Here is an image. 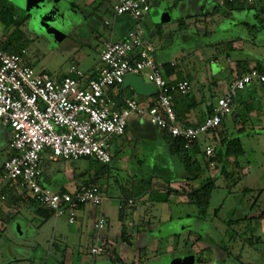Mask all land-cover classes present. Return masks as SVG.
I'll list each match as a JSON object with an SVG mask.
<instances>
[{
	"label": "rangeland",
	"instance_id": "rangeland-1",
	"mask_svg": "<svg viewBox=\"0 0 264 264\" xmlns=\"http://www.w3.org/2000/svg\"><path fill=\"white\" fill-rule=\"evenodd\" d=\"M86 1L0 0V13L7 15L6 11H8L12 12L16 19L24 18L19 28L24 35L26 59L38 70H43L52 76L67 74L72 65L78 66L85 74L92 73L100 64V50L104 41L117 40L125 29L131 27L143 30L145 39H152V44L157 49V61L161 63L182 61V52L191 53L190 50L195 51L194 48L191 49L195 47L193 45L203 42H208L207 47L210 48V52L202 54L204 62L201 63L208 65L212 55L225 61L229 55L233 64L238 61L239 51L230 47L227 53L219 55L210 45L221 39H228L227 42L232 43L231 40L236 37H244V30L232 27L234 22L230 20L227 21L228 31H222L221 26L211 37L191 35V32L185 29L180 32L175 31L179 33L176 36H170L172 33L175 34L172 30L179 17L177 10H171L172 22L166 24L162 22V11L152 7L154 24H161L155 27V25L147 26L144 21L137 22V19L129 14L115 19L113 0H96L90 9L84 6ZM198 4H202V1ZM243 4L250 3L243 2ZM223 9L220 7L217 16L222 15ZM196 13L197 10L193 9L192 14ZM253 14L257 15L252 11L247 19L243 18L244 15L236 14L230 15L229 18L236 17L240 21L249 20L254 23ZM261 17L264 18V14ZM7 20H3L0 15V28L2 31L12 33L15 28L9 25ZM166 20L168 21V18ZM154 32L161 33L156 35ZM261 40H264V37ZM248 46L247 43L246 49L251 50ZM181 47L187 52L179 50ZM244 53L259 59L253 54L254 51L250 53L246 50ZM204 71L205 69L201 68V74L206 76ZM224 72L228 75L230 66L227 65ZM222 77L224 74L219 76ZM197 81L193 82L194 86ZM203 86L207 97L210 98L209 83L205 82ZM125 91L122 89V92ZM245 92L243 94L239 92L235 100L236 112H240L239 116L234 117L230 114L224 119L227 134L230 137L240 138L244 153L237 158L233 157L240 164L238 168L228 166V171L232 173L230 179L223 175L215 178V187L204 217L198 218L197 208L192 209L194 210L190 212L192 216L188 217L186 213L189 210L185 212L181 206H178L179 204H173L171 208L174 219L168 221L169 212L164 210L162 203L149 201L148 205H145L138 202L137 193L148 185H151L150 189L168 187V185L172 188L176 187L178 180L184 174V167L179 158L169 152L162 138L143 137L135 133L133 127L129 125L127 135L116 136L110 143L112 162L109 164L99 163L90 157L77 161L42 160L43 176L50 183L45 184H52L54 187L52 189L56 190L62 185L67 190H72V186L67 184L63 177H59L55 182L51 181L52 176L48 174L53 175V172L55 175L57 172L70 170L75 174L76 183L90 181L96 175L99 176L94 182L101 187L106 199L97 207L99 211L97 217L101 216L107 223L111 222L110 226L107 224L110 228L109 233L112 234L109 240L117 239L113 230L114 227L116 229L121 214L119 206L132 197L137 200L135 201L139 206L138 211L143 208L149 213L158 215L157 222L160 225L151 235L159 237V244H154L148 254L137 262L132 258L131 249L122 262L118 258H112L107 252L93 255L88 241L90 235L88 232L92 229L90 223L86 231L79 233L74 231L75 223L71 224L66 216L56 218L52 214L46 218L38 211V205L30 204L28 200H16L17 196L10 194L11 196L9 195L5 200L0 196V264H171L173 258L188 252L195 255V264H264V258L261 262L259 260L264 254V123H262L263 128H255L253 126L256 121L245 115L248 104L264 111V99L260 100L256 92L248 95H245ZM135 97L139 106L146 109L154 103L152 100L155 94L148 97V102L140 99V95ZM4 132L3 141L0 140V182H2L4 163L9 157L6 146L8 136L12 135L11 129L4 126L0 119V137ZM130 135L137 137L134 141H129ZM206 145L202 142L203 150ZM217 153L219 155V152ZM202 154L199 156V161L204 165L203 169L206 173L204 176L216 175V169L219 168L216 164L218 161L214 166H210V169ZM242 168L249 172L242 173ZM88 208L93 207L89 205ZM101 210L103 213H100ZM215 210L217 214H214ZM178 214H182V219H177ZM129 217L131 220L134 216ZM99 237L102 242L106 240L101 235ZM156 246L158 249H155ZM108 250L111 251L110 247ZM119 252L118 249L117 256Z\"/></svg>",
	"mask_w": 264,
	"mask_h": 264
},
{
	"label": "built area",
	"instance_id": "built-area-1",
	"mask_svg": "<svg viewBox=\"0 0 264 264\" xmlns=\"http://www.w3.org/2000/svg\"><path fill=\"white\" fill-rule=\"evenodd\" d=\"M258 3L264 0H216ZM116 15L129 14L139 19L150 10L149 0H114ZM5 37L0 28V119L12 130V154L3 166L1 180L14 185L17 194L29 197L57 217L66 216L70 223L77 219L85 205L99 206L104 195L95 182L85 181L74 190H53L42 183L43 153L53 161H77L90 157L99 163L112 162L111 140L126 132L129 120L135 116L147 121L174 138H183L186 146L200 136L215 132L223 120L233 113L238 93L248 85L264 84V74L256 69L235 77L217 97L214 111L197 126L179 122L175 95L186 96L191 91L189 80H172L152 56L153 47L143 40V32L130 30L123 41H105L100 53V66L94 76L87 77L76 65L59 78L38 70L25 54L10 53L4 48ZM129 75L145 77L155 84L153 104L146 109L135 97L122 104L109 95V90L124 83ZM217 150L208 145L206 155L213 158ZM215 162L211 161L210 166ZM4 198V197H2ZM135 204L128 199L126 205ZM106 226L104 219L96 229ZM106 250L96 239L91 246L93 255ZM38 264V263H37Z\"/></svg>",
	"mask_w": 264,
	"mask_h": 264
},
{
	"label": "crops",
	"instance_id": "crops-1",
	"mask_svg": "<svg viewBox=\"0 0 264 264\" xmlns=\"http://www.w3.org/2000/svg\"><path fill=\"white\" fill-rule=\"evenodd\" d=\"M201 1H202V4L199 5L198 2H201ZM149 2H150L149 12L145 14L144 16H142L141 18L137 19V22L142 23V21H144L147 24V26L155 25V27H158L159 25H161L159 23L154 24V21L152 18V7H154L162 11L163 13V15L161 16V18H163L162 22L166 24L172 22L171 10L173 9V10L179 11V17L177 18L176 24L174 25V28L172 30L174 32L177 30L180 32L182 31V29H185L186 31H190L191 35L196 34V35H200L205 38L211 37L215 34V32H217V30H219L221 26H222V31L224 32L228 31L229 26L227 25V21L229 20L234 22L232 24V27L237 28L239 30H244L245 32L244 37L243 36L236 37L235 39L231 40L232 43H228L227 42L228 39L227 40L221 39L215 43H211V44L209 43L210 45L213 46L214 50L219 55L227 53L230 47L232 49H235L236 51H239L240 55L238 57L237 63L233 64L229 55H227L226 61L224 59L223 60L220 59L219 57L215 55H212V57L209 60L208 65H206L205 63H201V62H204V58L202 54L203 53L206 54L210 52L209 50L210 48L207 47L209 46L208 42H203L202 44L196 43V45H193L196 48L191 47V49L194 48L195 50V51L190 50L191 53L187 52L186 50H184V48L181 47L179 50H183L187 52V54H185V52H182L183 53L182 61L173 60L170 62L161 63L157 61V49L152 44V41H151L152 39L151 38L149 40L145 39L144 31L140 30L143 32V40L153 47L154 50L152 52V56L154 60L162 67L164 75H166L167 78L172 79V80L187 79L191 83L192 87H191V91L188 94V96L186 95V97H183L177 94L174 98V108L176 110V113L178 114V120L180 123L184 125H188V126H197L203 123L205 119L209 116L210 110L214 109V107L216 106L215 101L217 100V97L220 95L221 92H223L228 87L229 83L235 77L240 76V71L242 69H246V71L250 72L253 69L258 70V68L261 67L264 70V40H261V38L264 37L263 36L264 35V18L261 17L262 14H264V2L243 4V6L236 5V4L235 5L234 4L233 5L221 4L216 0H149ZM95 3H96V0H87L84 6L90 9V6L94 5ZM220 7H222V9L224 8L223 9L224 12L221 13L222 15L217 16L219 14L218 12L220 11ZM193 9L197 10L196 14H192ZM252 11L257 13V15L253 14L254 23L249 22V20L240 21L236 17L232 19L229 18L230 15L236 14L237 16L244 15L243 18L247 19L249 17V14ZM246 14L248 15L246 16ZM124 16L125 14L124 15L115 14V19H117L118 17L123 18ZM166 18H168V21L166 20ZM130 30H136V29H133L132 27L127 30L125 29L123 33H121V35L118 37L117 40L111 39V40H105V41H113V42L123 41L127 37ZM160 33L161 32H156L155 34L159 35ZM178 34L175 32V34L172 33L170 34V36L171 35L176 36ZM247 43L249 44L248 48L251 50L246 49L245 46ZM102 48H103V45H102ZM102 48L100 50V53L102 51ZM246 50L247 52H250V53H253L254 51L253 54H255V56H257L259 59H256V58L254 59V57L249 56V54H245L244 52ZM165 64H169L170 67L168 69L164 68ZM203 64L204 66H202ZM227 65L230 66V73L228 75H226L224 72V70L227 68ZM98 67L94 71H92V73L86 74V76L90 77L91 75L95 74ZM201 68L205 69L204 73H206V76L203 73L201 74ZM167 70L171 71L170 75L167 74ZM223 74H224V77L219 78V76ZM63 76L64 75L56 76V77L61 78ZM196 80L198 81H197L196 86H194L193 82ZM146 81L148 82L147 79ZM205 82L209 83V90H210V96H211L210 98L207 97L208 96L207 92L205 91L204 86H203ZM122 89H125L126 91L122 92ZM244 91H246L245 95H248L252 92H256L258 96L260 97L259 98L260 100L264 99V84L254 82L248 85L244 90L240 91L241 94H243ZM108 92H109V95L112 96L113 98L120 97V99L122 100H125L130 97H135V95H138L134 91L132 86H127L126 88H124L123 84L121 85V88L120 86H117L115 88L110 89ZM150 96L140 95L141 97L140 99H142L145 102H148L149 101L148 97ZM260 105L261 107H263L262 104ZM250 107H251V104H248L246 106L245 115H247L249 119H254L256 121V124H254L253 127L263 128L262 123H264V111L260 108L255 109L253 107L251 108ZM236 109L237 108L234 102L233 113H232L234 117H238L240 114V112H236ZM129 125L133 127V130L135 133L141 134L143 137L155 138V139L162 138V132L160 130H158L156 127L152 126L151 124H149L147 121L139 119L135 116H133L129 120L128 126L126 128V132L124 135H127L128 130H129ZM237 128L238 127H236V129ZM226 131L227 129L224 126V120H223L219 129L215 132L210 133L211 135H213L212 138L209 134L200 136V138L197 140V149H196L197 151L195 153V158L199 160V156L201 155V153H203L202 155L204 159L206 161L210 160L211 158H209L206 155V148L208 145H214L217 152H220L221 151L220 140H222L223 138L230 137ZM1 136L2 137H0V140L2 139L3 141L5 132ZM209 136H210V139H209ZM8 137L9 139L7 141L6 146L8 148V155L10 156L12 154V150L10 148V141H11L12 135L9 134ZM136 137H137L136 135H130L128 136V140L134 141ZM114 138L111 140L110 143H112ZM202 142L207 144L204 150L202 149ZM42 160L43 161L47 160L49 162L50 161L51 162L62 161V160H58V161L50 160L46 152L43 153L41 161ZM217 161L218 160L214 162H217ZM216 164H218V167L221 166L220 161H218ZM229 165L234 166V168H238L240 164L235 158L230 157L228 160V166ZM208 168H210V164ZM248 172L249 170L247 171V169L245 170L244 168H242V173L246 174ZM48 175L52 176L51 181H54V182L59 177L65 178L67 181V184H70L72 186V190H74L79 184L85 182L83 181L81 183H76L74 179L75 174H73L72 171L70 170H67L63 173L57 172V174L55 175L53 172V175H51L50 173ZM204 175H206V173H204L200 179L190 182L191 184L180 177L176 187L174 186V189H178L181 191H187L190 186H197L201 182L206 180L207 178L209 177L217 178L221 174H219V168H217L216 175L215 174L214 176L209 175V177H206ZM42 180H43L42 181L43 184H45L46 182L49 183L48 181H46L47 179L44 178L43 175H42ZM6 183H7L6 181L0 182V188L3 187ZM45 185L50 186L51 189L54 188L52 184L51 185L45 184ZM159 188L152 189V193L153 191L162 193L165 190L164 186L159 187ZM53 190H56V189H53ZM57 190H67V189L65 186L62 185ZM14 195L19 196V194H17L16 192ZM150 195H151V192H147L144 195L139 196L137 198L138 202L148 205L147 202L154 201L152 200ZM1 199L5 200L6 198L1 197ZM104 199H106L105 196H104ZM128 199H133V198L129 197ZM136 201H135V204L132 206H128L125 204V209L122 210L123 211L122 215L119 214L118 223L116 224L117 227L116 229L114 227V230H113L115 233V238L119 239L118 241L117 239L116 240L114 239V241L109 240L112 234L109 233L110 228H108L107 224H109L110 226L111 222L107 223L106 221V226L103 229L95 228V223L99 219H101V216L97 217L98 212H99L97 210L98 206L95 207L91 205L93 208H88L89 205L82 206L78 211L76 221L71 224L75 223L74 231L81 233L84 230L85 231L87 230L88 223H90L92 226V229H90V231L88 232L90 233L88 241L91 246L95 243L96 239L101 238L99 237V235H101L103 236L104 239H106L104 242L109 244L112 248L114 247L113 248L114 257L116 259L118 258L121 262L124 261L123 259L127 258L129 249H131L132 258H134V260L137 262L141 260L143 256H146L148 254L150 249L153 248L154 244L156 245L159 244V241H160L159 237L153 236L151 235V233L154 231V229H157V227L160 224L157 222L158 215L149 213L148 210H143V208L140 209V211H138L139 206L136 204ZM156 202H159V201H156ZM160 203L164 205L163 206L164 210H167L169 212L168 221H172L174 219V213L171 208V206L172 207L174 206L173 204H179L178 206L179 207L181 206L185 212L189 210V212L186 213L188 217L192 216L190 212L194 211L197 208L195 205L189 203L187 197L182 194H172L170 195L167 202H159V204ZM120 206H119V209L121 212ZM192 207H195V208H192ZM142 210L144 212H142ZM101 211L100 213H103V210ZM196 215L198 216L199 219L202 217V215L198 211H196ZM129 216H132V217L134 216V217L130 220ZM250 218H254V217H250ZM177 219L179 220L182 219V214H178ZM113 225H114V222H113ZM124 229L126 230V235L128 236L129 243L124 242L121 237ZM118 249L120 252H119V255L117 256ZM155 249H158V246H156ZM111 257L113 258V256Z\"/></svg>",
	"mask_w": 264,
	"mask_h": 264
},
{
	"label": "trees",
	"instance_id": "trees-1",
	"mask_svg": "<svg viewBox=\"0 0 264 264\" xmlns=\"http://www.w3.org/2000/svg\"><path fill=\"white\" fill-rule=\"evenodd\" d=\"M227 5H242L243 2H227L225 3ZM241 8V7H240ZM7 15L5 13L1 12V18L3 20H7V23L9 25L14 26L13 32H5L3 31V35L5 37L4 40V48L8 50L10 53H20L24 55L25 52V45L23 44L24 41V35L20 30V25L21 22L24 21V18H19L16 19L15 15L12 12L6 11ZM9 16V17H8ZM25 52V53H24ZM26 56V54H25ZM170 67L169 64H165L164 68L168 69ZM259 72L264 73V70L259 67L258 68ZM246 69H242L240 71V75L247 73ZM167 74L170 75L171 71L167 70ZM95 74L91 75L94 76ZM166 76V75H165ZM121 88V85H120ZM156 95V93H155ZM176 96V95H175ZM188 96V95H187ZM186 97V96H183ZM175 98V97H174ZM115 99L119 102V104H122L124 100L120 99V97H115ZM176 111V110H175ZM214 109L210 110L209 115L213 113ZM177 114V113H176ZM178 117V114H177ZM162 132V138L164 142L167 145V148L169 152L172 155H176L179 160L182 162L183 167H184V174L181 176L184 180L187 182H192L195 180H198L201 178V176L204 174V165L201 163L199 160L195 158V153L197 149V140L194 141L190 147L186 146L187 141L183 138H174L167 134L165 131ZM221 144V151L219 152V155H215L213 158L210 160H207L206 165L209 166L211 161H220V167H219V174L223 175L227 179H230L232 177V173L228 171V160L230 157H235L237 158L238 156L242 155L244 153L240 138L238 137H229V138H223L220 140ZM99 178L97 175L95 178L91 179L90 182H94L95 179ZM215 178H207L203 182H201L197 186H190L187 191H181L178 189L171 188L169 185L168 187H165V190L162 193H158L156 191H153L151 185H148V187H143L140 189L139 193H137L138 197L141 195H144L147 192H151V198L154 201H159V202H167L170 195L172 194H182L185 195L188 199V202L195 205L200 214H203V217L205 216V212L209 207L210 204V199H211V194L212 191L215 187L214 183ZM87 182V181H86ZM191 184V183H190ZM12 194L15 196V190H14V185L10 182H7L3 187L0 188V196L4 198H8V196ZM11 196V195H10ZM15 198V197H14ZM16 200L19 201H24L28 200L30 204H35L39 206L38 211L43 215L44 217H50L53 213L50 210H43L42 206L36 203L33 199H30L29 197H24V196H17L15 198ZM125 204L126 202L121 203V215H122V210L125 209ZM214 214H217V210H215ZM122 239L124 242L129 243L128 236L126 235V230H123L122 233Z\"/></svg>",
	"mask_w": 264,
	"mask_h": 264
},
{
	"label": "water",
	"instance_id": "water-1",
	"mask_svg": "<svg viewBox=\"0 0 264 264\" xmlns=\"http://www.w3.org/2000/svg\"><path fill=\"white\" fill-rule=\"evenodd\" d=\"M127 86H132V88L138 95L150 96L151 94L156 92L155 84L151 82H147L143 76H138V75L127 76L123 83V87L126 88ZM187 260H189V262H187ZM194 260H195L194 256L191 255L185 257L183 260L174 259L171 262V264H194Z\"/></svg>",
	"mask_w": 264,
	"mask_h": 264
},
{
	"label": "flooded vegetation",
	"instance_id": "flooded-vegetation-1",
	"mask_svg": "<svg viewBox=\"0 0 264 264\" xmlns=\"http://www.w3.org/2000/svg\"><path fill=\"white\" fill-rule=\"evenodd\" d=\"M202 215V214H201ZM202 217H203V215H202ZM258 217H260V216H258ZM104 244H105V247H106V250H105V252H107L109 255H111V256H113L114 257V249L109 245V244H107L106 242H104ZM110 247V249H111V251H109L108 250V248ZM103 254V253H102ZM191 255H193L194 256V258H195V255L193 254V253H191V252H188V253H186V254H182V255H180V256H177V257H175V258H173L172 259V261L174 260V259H180V260H183L185 257H187V256H191ZM263 256H261L262 258L261 259H259L260 260V262L263 260V258H264V254H262ZM116 259V258H115ZM241 260V259H240ZM187 262H189V260H187ZM196 263V258H195V260H194V264ZM246 264H249V263H246ZM250 264H252V263H250ZM256 264V263H255Z\"/></svg>",
	"mask_w": 264,
	"mask_h": 264
}]
</instances>
